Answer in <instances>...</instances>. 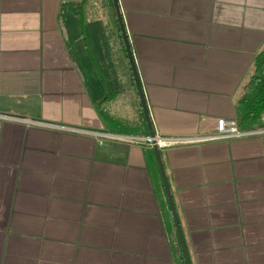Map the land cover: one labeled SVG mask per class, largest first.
I'll return each instance as SVG.
<instances>
[{"label":"crops","instance_id":"obj_1","mask_svg":"<svg viewBox=\"0 0 264 264\" xmlns=\"http://www.w3.org/2000/svg\"><path fill=\"white\" fill-rule=\"evenodd\" d=\"M117 1L155 135L236 121L264 0ZM122 41L112 0H0V115L148 136ZM159 152L190 263L264 264V136ZM183 263L152 147L0 118V264Z\"/></svg>","mask_w":264,"mask_h":264},{"label":"built area","instance_id":"obj_2","mask_svg":"<svg viewBox=\"0 0 264 264\" xmlns=\"http://www.w3.org/2000/svg\"><path fill=\"white\" fill-rule=\"evenodd\" d=\"M0 118L11 120L14 122L25 124L31 127H40L44 129L66 132V133H80L91 134L98 140H110L114 142L132 143L138 145H146L149 147L157 146L162 149L166 147H178L199 143H211V142H224L231 140L246 139L252 137L264 136V114L259 118L256 128L244 129L237 125L235 120L218 119L216 121L215 131L207 136H194V137H161L155 135L154 137L148 136H128V135H112L107 133H90L78 128L66 127L60 124L48 123L38 120H30L20 117H10L0 115Z\"/></svg>","mask_w":264,"mask_h":264},{"label":"trees","instance_id":"obj_3","mask_svg":"<svg viewBox=\"0 0 264 264\" xmlns=\"http://www.w3.org/2000/svg\"><path fill=\"white\" fill-rule=\"evenodd\" d=\"M116 22L119 29L117 18ZM121 45L124 55H126L123 41ZM236 107L237 125L244 129L253 128L264 114V48L254 58L252 74L249 81L242 88V95L238 99Z\"/></svg>","mask_w":264,"mask_h":264},{"label":"water","instance_id":"obj_4","mask_svg":"<svg viewBox=\"0 0 264 264\" xmlns=\"http://www.w3.org/2000/svg\"><path fill=\"white\" fill-rule=\"evenodd\" d=\"M112 3H113L114 10H115L116 18H117V21H118L121 37H122V40H123V43H124L127 59H128V62H129L130 68H131V73H132L133 79L135 81V85H136V89H137V92H138L139 97H140V102H141V106H142V109H143L144 117H145L148 129H149V136L150 137H154L155 133L153 132L152 127H151L149 113H148L146 102H145V99H144V95H143V92H142V89H141V84H140V81H139V77H138L136 65H135V62H134L132 50H131V47H130V44H129V39H128L127 32H126V29H125L123 17H122L121 11L119 9L118 1L117 0H112ZM152 149H153V151L155 153L156 160H157V163H158V168H159V171H160L162 183H163V186H164V190H165V193H166V196H167L169 208H170L171 215H172V218H173V222H174V225H175V229H176V232H177V237H178V241H179V244H180L181 253H182V256H183L184 263L185 264H191L189 256H188L187 248H186V245H185V241H184V238H183V235H182V232H181V229H180V225H179V222H178V217H177V214H176V211H175L174 203H173V200H172V195H171V192L169 190V186H168V183H167L166 175H165V172H164V169H163L162 161H161V158H160L159 148H157V146H153Z\"/></svg>","mask_w":264,"mask_h":264}]
</instances>
